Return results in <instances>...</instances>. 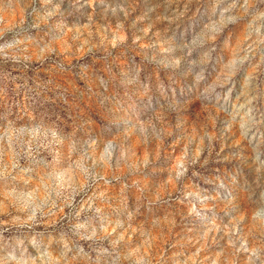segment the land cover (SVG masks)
I'll return each instance as SVG.
<instances>
[{"label":"rangeland","instance_id":"374dc122","mask_svg":"<svg viewBox=\"0 0 264 264\" xmlns=\"http://www.w3.org/2000/svg\"><path fill=\"white\" fill-rule=\"evenodd\" d=\"M0 264H264V0H0Z\"/></svg>","mask_w":264,"mask_h":264}]
</instances>
